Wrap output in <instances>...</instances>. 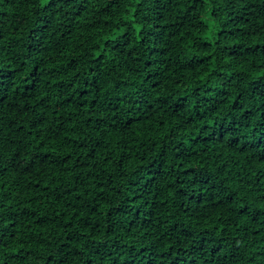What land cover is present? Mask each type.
<instances>
[{"label": "trees", "instance_id": "1", "mask_svg": "<svg viewBox=\"0 0 264 264\" xmlns=\"http://www.w3.org/2000/svg\"><path fill=\"white\" fill-rule=\"evenodd\" d=\"M0 264H264V0H0Z\"/></svg>", "mask_w": 264, "mask_h": 264}]
</instances>
